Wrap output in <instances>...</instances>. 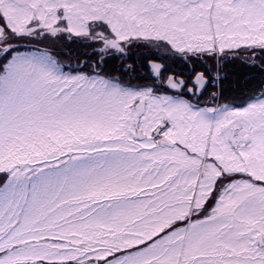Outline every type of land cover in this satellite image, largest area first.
<instances>
[{"label":"snow or ice","instance_id":"6c2138e0","mask_svg":"<svg viewBox=\"0 0 264 264\" xmlns=\"http://www.w3.org/2000/svg\"><path fill=\"white\" fill-rule=\"evenodd\" d=\"M0 264H264V0H0Z\"/></svg>","mask_w":264,"mask_h":264}]
</instances>
